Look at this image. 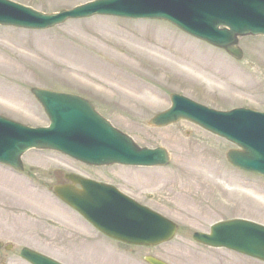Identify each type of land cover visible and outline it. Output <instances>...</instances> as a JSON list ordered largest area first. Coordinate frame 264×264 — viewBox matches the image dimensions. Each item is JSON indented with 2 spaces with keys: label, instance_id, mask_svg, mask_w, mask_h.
I'll list each match as a JSON object with an SVG mask.
<instances>
[{
  "label": "rangeland",
  "instance_id": "374dc122",
  "mask_svg": "<svg viewBox=\"0 0 264 264\" xmlns=\"http://www.w3.org/2000/svg\"><path fill=\"white\" fill-rule=\"evenodd\" d=\"M15 1L52 13L89 0ZM157 37L177 41L182 60L168 68L143 54L148 46L171 50ZM237 47L239 60L157 20L92 16L45 30L0 25V115L44 126L48 118L30 89L76 93L139 147H164L170 155L165 167L95 168L55 151L31 150L21 158L22 174L0 165V241L12 245L0 248V264H29L19 256L23 247L63 264H147L146 255L169 264H264L192 239L193 232L228 219L264 225V179L230 165L225 153L235 146L190 121L147 125L169 107L171 93L216 109L264 111V56L254 54L264 48V37L239 38ZM57 171L120 183L173 221L175 235L153 247L96 235L51 193Z\"/></svg>",
  "mask_w": 264,
  "mask_h": 264
},
{
  "label": "water",
  "instance_id": "95a60500",
  "mask_svg": "<svg viewBox=\"0 0 264 264\" xmlns=\"http://www.w3.org/2000/svg\"><path fill=\"white\" fill-rule=\"evenodd\" d=\"M94 14L166 20L224 48L236 59L242 55L235 47L238 37L264 35V0H94L54 13L0 0V25L25 29H46ZM31 93L50 125L31 128L0 116V163L21 170L20 157L30 148L56 150L91 165L168 163L169 154L163 147L139 148L80 96L37 87ZM170 99L172 107L152 117L149 125L161 127L188 119L242 148L226 153L233 166L264 176V113L241 108L217 111L177 94ZM67 178L79 183L82 190L67 185L58 187L56 193L106 235L135 245H154L174 235L175 224L122 194L83 178ZM193 238L204 245L225 247L264 261V227L249 221L219 222L211 226L209 234L196 232ZM21 256L32 264H57L28 248L22 249ZM145 261L167 264L153 256H146Z\"/></svg>",
  "mask_w": 264,
  "mask_h": 264
},
{
  "label": "bare ground",
  "instance_id": "6f19581e",
  "mask_svg": "<svg viewBox=\"0 0 264 264\" xmlns=\"http://www.w3.org/2000/svg\"><path fill=\"white\" fill-rule=\"evenodd\" d=\"M159 40L158 42H162L164 43L165 46H167L168 48H170L171 50H160L159 46H148L145 47L143 54H146L147 56H151L153 57L154 62H159L160 64H163L164 66L170 68L171 67V63H177L180 60H182L181 56L177 58V52H178V42L177 41H170L169 43L167 42V38H160L157 37ZM193 42V41H192ZM257 57L260 56H264V48H259L255 53H254ZM142 55V53L140 54ZM198 56H200V54L198 53ZM157 61H155V59ZM125 66V65H124ZM134 66V63H133ZM129 67V66H128ZM108 87H111L110 85ZM195 264H203L201 263L199 260H197V262Z\"/></svg>",
  "mask_w": 264,
  "mask_h": 264
},
{
  "label": "flooded vegetation",
  "instance_id": "af4514ba",
  "mask_svg": "<svg viewBox=\"0 0 264 264\" xmlns=\"http://www.w3.org/2000/svg\"><path fill=\"white\" fill-rule=\"evenodd\" d=\"M64 175L65 173H62L61 171H57L53 174V178H55V180H53L54 184H66V183H69V181L65 180L64 178ZM107 182V181H106ZM108 183H111V184H114V185H117L121 190H123L124 192H126L124 190V188H122L119 184L120 183H114V182H108ZM53 186V185H52ZM127 193V192H126ZM69 209V208H68ZM85 223V222H84ZM86 226H88L96 235H99V236H103V235H100V233L94 229L91 225H89L87 222H86ZM104 237V236H103Z\"/></svg>",
  "mask_w": 264,
  "mask_h": 264
}]
</instances>
